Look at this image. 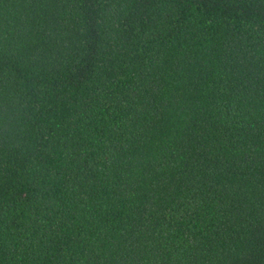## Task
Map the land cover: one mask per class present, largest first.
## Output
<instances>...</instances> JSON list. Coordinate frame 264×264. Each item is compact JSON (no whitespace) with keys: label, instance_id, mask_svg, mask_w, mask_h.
<instances>
[{"label":"trees","instance_id":"trees-1","mask_svg":"<svg viewBox=\"0 0 264 264\" xmlns=\"http://www.w3.org/2000/svg\"><path fill=\"white\" fill-rule=\"evenodd\" d=\"M0 264H264V0H0Z\"/></svg>","mask_w":264,"mask_h":264}]
</instances>
